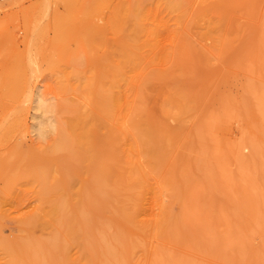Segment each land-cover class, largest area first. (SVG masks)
I'll return each instance as SVG.
<instances>
[{
	"label": "bare ground",
	"instance_id": "6f19581e",
	"mask_svg": "<svg viewBox=\"0 0 264 264\" xmlns=\"http://www.w3.org/2000/svg\"><path fill=\"white\" fill-rule=\"evenodd\" d=\"M259 1L99 0L102 33L92 38L101 50L93 58L99 69L71 70L77 84L57 87L62 100L55 116L43 117L41 99L34 100L31 128L38 140L26 138L25 104H3L0 139L10 135L8 154H0L5 264H224L229 258L264 264L261 160L251 164L241 154L245 144L260 154L259 138L222 146L213 136L224 113L261 120L262 85L248 84L256 93L251 107L222 92V113L204 110L221 92L222 66L212 54L221 56L223 66L242 65L260 75L264 9L261 23L254 21ZM23 2H2L0 11ZM189 135L191 151L184 147ZM228 156L241 161L238 180L226 167ZM250 164L257 171L242 170ZM36 183V208L11 219L4 203L18 204ZM6 222L13 234L2 231ZM53 222L59 227L49 239L31 235ZM254 231L263 236L259 248L250 244ZM137 250H144L139 262Z\"/></svg>",
	"mask_w": 264,
	"mask_h": 264
},
{
	"label": "rangeland",
	"instance_id": "374dc122",
	"mask_svg": "<svg viewBox=\"0 0 264 264\" xmlns=\"http://www.w3.org/2000/svg\"><path fill=\"white\" fill-rule=\"evenodd\" d=\"M0 1L4 2L5 5L8 4V0ZM2 2H0V4H2ZM98 7L99 0H47L46 2L45 0H24L20 5H9L6 10L0 11V110L2 111L0 117H2L4 111V102L10 104L15 102L19 104V102H23V104H25L24 118L27 125H29L28 131L26 132L28 142H34L35 139L38 140L31 128V124L34 122L33 116L36 113V99H41L40 102L42 103L38 113H41L43 117L55 116V107L62 100L57 87L61 84H77L75 76H72L71 70L75 67L85 72L87 70V72H89L93 69H99L98 64H94L93 58H97L101 54V50L99 45L92 42L93 37L98 38L102 33L103 19ZM262 9H264V0H260L256 8L254 21L257 24L261 23L258 17ZM245 21L248 20L246 19ZM262 25L264 29V23ZM210 43L211 41L207 40L206 44L209 45ZM74 50L76 52H74ZM263 50L264 49H262L260 56V75L255 74L257 73L256 71L252 72L247 70L242 65L223 66L221 61L218 60L221 56L215 53L211 55L216 65L222 66L219 72L220 85L217 87V89L220 88L219 90L221 92L215 95L216 98L210 99L211 102L210 100L207 102L204 110L209 112L214 111L216 114L222 113L220 106L222 105V98L220 99V96L224 95L221 94L222 92L228 93V96L237 100L239 104L245 102L247 107H251L256 102V93L249 92L248 84L257 81L260 86L262 85L261 122L254 119L251 120L250 114L247 115L246 113L237 111H233L234 113L230 115L224 113L223 121L216 125L213 136L216 137L222 146H225L227 142L236 144L244 142L249 137L258 136L260 154H255L251 146L247 144H245L246 146L243 145L241 154L245 159H248L251 164L259 162L258 159L260 157L261 163H259L264 172ZM74 53L79 55L77 56V61L72 63L71 60L73 61ZM248 57L249 56H242L241 60L244 58L246 60ZM90 59L93 61L91 62ZM12 88L13 91L11 90ZM14 88L18 90L14 92ZM69 96L70 98L77 97L73 92L70 93ZM217 101H220V103ZM177 123V120L171 119L172 125H177ZM192 123L193 120L189 119L188 125ZM47 129L52 136L55 134L54 127L49 125ZM15 133L16 136H14L13 140L18 138L17 132ZM6 137H10V135L2 136L0 139V154L2 157L6 156L9 152L7 147L10 140L8 141ZM193 141L192 135L186 137L184 147L187 151H191V149L187 147L191 146V144L194 143ZM205 142L206 144L208 143L209 146L212 145L209 135ZM251 164L248 168L242 170L250 172L257 171ZM226 167L232 175L236 176V180H238V174L242 168L241 161L236 160L233 156H228ZM263 172L260 170L259 174H262V178L264 179ZM2 183L3 181L0 179V186L3 185ZM29 185L27 187L29 193L26 198L21 200L18 204L13 196L10 198L11 201L17 205L10 206L11 204L9 202L6 204L4 203L5 208L10 207L8 213L11 219H22V217L29 214L30 211L38 205V198L33 190L37 183L35 185ZM260 188L264 190V180L262 181V179ZM93 198L94 197L89 196L91 200L88 199L89 203L95 204L96 199ZM110 207H112L111 209L115 208L112 205H110ZM157 210L158 208L155 207V212L153 213H156ZM111 214H117V212L114 211L111 212ZM107 216L109 217L110 215ZM11 223H4L2 226L3 229L1 228L2 231L9 234L12 231L9 226ZM109 224L110 223H108V225ZM108 225L106 226L108 227ZM113 226L110 224L108 229L112 230L114 228ZM58 227V222H53V225L49 228L38 226L31 235L35 238L47 240L52 234V229ZM11 233L13 234L14 232ZM15 233L26 235L28 232L23 231L20 233L16 231ZM199 234L202 236L201 233ZM262 237L263 236L259 234L258 231H254L250 240L252 247L259 248L263 241V239L261 240ZM77 252V247L71 249L72 254L76 255ZM143 255L144 250H137L134 256L135 262H139ZM6 257L7 256L0 247V264H5ZM235 263L236 260L230 258L224 262V264Z\"/></svg>",
	"mask_w": 264,
	"mask_h": 264
}]
</instances>
